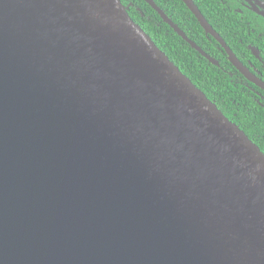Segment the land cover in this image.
<instances>
[{"label": "water", "instance_id": "water-1", "mask_svg": "<svg viewBox=\"0 0 264 264\" xmlns=\"http://www.w3.org/2000/svg\"><path fill=\"white\" fill-rule=\"evenodd\" d=\"M128 9L0 0V264H264V152Z\"/></svg>", "mask_w": 264, "mask_h": 264}, {"label": "flooded vegetation", "instance_id": "flooded-vegetation-1", "mask_svg": "<svg viewBox=\"0 0 264 264\" xmlns=\"http://www.w3.org/2000/svg\"><path fill=\"white\" fill-rule=\"evenodd\" d=\"M193 1L211 30L205 29L187 6L191 15L181 12L174 0H161L160 5L155 1L170 22L145 0L159 16V22H153L134 3L128 6L137 24L146 27L153 23L161 27L159 42L164 40L165 48L161 49L175 65L170 54L182 59L188 45L201 57L203 69L205 65L218 70L217 76L222 77L226 93H230L222 95L221 108L217 100L212 102L264 152V0H197L200 6ZM136 12L140 13L139 17ZM148 35L154 42L158 41L155 36ZM186 63L184 59L181 67L177 66L184 68Z\"/></svg>", "mask_w": 264, "mask_h": 264}, {"label": "trees", "instance_id": "trees-1", "mask_svg": "<svg viewBox=\"0 0 264 264\" xmlns=\"http://www.w3.org/2000/svg\"><path fill=\"white\" fill-rule=\"evenodd\" d=\"M121 1L125 6H128V4L130 2L134 3L136 6H139L141 8V11L146 16H150L153 22H156V20L159 22V16H157V14L151 9L150 6H148L144 2V0H121ZM155 1L158 5L161 4V0H155ZM168 1H172V0H168ZM174 2L177 4L178 9L181 12L189 14V9L186 7V5L184 4V2L182 0H174ZM195 2H196V4H198V6H200L197 0H195ZM128 10H129V14L131 16V13H130L131 11H130V9H128ZM135 14L138 17L140 16L139 12H136ZM189 15H191V14H189ZM131 18H132V16H131ZM192 18H193V21H195L196 26L199 27V23H198L197 19L193 16H192ZM140 26H142V28L145 30V32L147 34L153 35L158 39V41H155V42H156V45L160 49L164 48L163 47L164 40H163V43L159 42V35H160L159 29H161V27H158L157 24H153V23H152V25L147 24L146 27L141 25V24H140ZM178 45L181 47V44L178 43ZM183 54L185 55V57L182 59H175V58H173L172 54H170V56L172 57V60H174L176 62V65L178 64V65H180V67H181V64H183V60L187 59L188 63H186V66L184 68H180L181 71L188 78H190L191 81L199 89H201L211 101L217 100V102L220 104V108H221L222 97H223L222 95L223 94H229L230 92L226 93L227 90L225 88L222 77L217 76L218 70L213 69V68H207V67H205V65H204V69H203L202 64H201V60H202L201 57H199L198 53L196 51H193L188 45H186V52ZM189 65H192L193 68L189 67Z\"/></svg>", "mask_w": 264, "mask_h": 264}]
</instances>
